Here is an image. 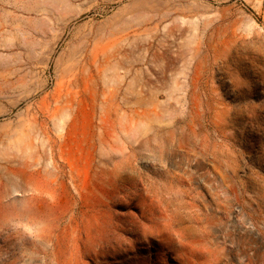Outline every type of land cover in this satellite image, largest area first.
Instances as JSON below:
<instances>
[{
	"label": "rangeland",
	"instance_id": "1",
	"mask_svg": "<svg viewBox=\"0 0 264 264\" xmlns=\"http://www.w3.org/2000/svg\"><path fill=\"white\" fill-rule=\"evenodd\" d=\"M0 264H264V0H0Z\"/></svg>",
	"mask_w": 264,
	"mask_h": 264
},
{
	"label": "bare ground",
	"instance_id": "2",
	"mask_svg": "<svg viewBox=\"0 0 264 264\" xmlns=\"http://www.w3.org/2000/svg\"><path fill=\"white\" fill-rule=\"evenodd\" d=\"M156 111V110H155ZM157 112V111H156ZM227 112L225 111L224 113H223V116L226 114ZM157 114V113H156ZM240 114H242L241 112H240ZM155 127H157V125L155 126ZM159 127H160V125H159Z\"/></svg>",
	"mask_w": 264,
	"mask_h": 264
}]
</instances>
